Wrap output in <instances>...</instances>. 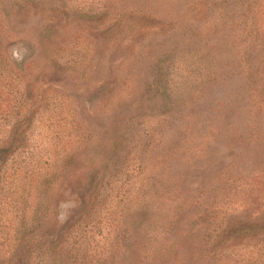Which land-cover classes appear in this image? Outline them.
<instances>
[{
    "label": "rangeland",
    "instance_id": "1",
    "mask_svg": "<svg viewBox=\"0 0 264 264\" xmlns=\"http://www.w3.org/2000/svg\"><path fill=\"white\" fill-rule=\"evenodd\" d=\"M0 74L1 259L36 216L77 264H264V0H0Z\"/></svg>",
    "mask_w": 264,
    "mask_h": 264
},
{
    "label": "trees",
    "instance_id": "2",
    "mask_svg": "<svg viewBox=\"0 0 264 264\" xmlns=\"http://www.w3.org/2000/svg\"><path fill=\"white\" fill-rule=\"evenodd\" d=\"M246 2L249 4V0ZM9 69L12 68L9 66ZM9 73L12 72L9 70ZM5 77L1 80L0 76V86H3L1 81H5ZM8 85L14 84L9 80ZM14 99L15 97L10 96V92L5 91L4 86L0 87V176L2 177L9 173H17L19 170L24 171L27 167L34 169L38 164L33 158L31 148L32 128L30 124L33 111L24 105L25 109L22 112L23 104L19 103L16 106L12 103ZM22 153L31 157L29 161L24 162V166L18 162V158H21L19 154ZM37 205L42 206V202ZM40 208L38 207L35 215L40 212ZM44 224L36 216H32L30 222L21 223L20 231L11 243L8 257L0 258V264H14L15 261H12L14 258L18 264H23L25 258L30 259L32 256L43 258L47 253H54L57 259L56 264H67L68 262L77 264L79 249H81L77 239L78 233L75 231L76 234H70V238L66 240H63L62 235H56L50 240V236L44 231L46 230ZM64 251L66 256L62 259L60 256L64 255Z\"/></svg>",
    "mask_w": 264,
    "mask_h": 264
}]
</instances>
